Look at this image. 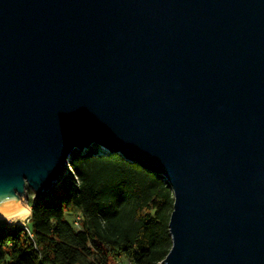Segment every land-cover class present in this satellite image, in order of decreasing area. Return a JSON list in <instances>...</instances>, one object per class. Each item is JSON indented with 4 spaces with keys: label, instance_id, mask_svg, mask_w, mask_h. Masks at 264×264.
I'll return each mask as SVG.
<instances>
[{
    "label": "water",
    "instance_id": "1",
    "mask_svg": "<svg viewBox=\"0 0 264 264\" xmlns=\"http://www.w3.org/2000/svg\"><path fill=\"white\" fill-rule=\"evenodd\" d=\"M92 144L171 187L160 264H264V0H0V183Z\"/></svg>",
    "mask_w": 264,
    "mask_h": 264
},
{
    "label": "trees",
    "instance_id": "2",
    "mask_svg": "<svg viewBox=\"0 0 264 264\" xmlns=\"http://www.w3.org/2000/svg\"><path fill=\"white\" fill-rule=\"evenodd\" d=\"M28 194L24 225L0 223V264H159L171 247L168 182L99 145L71 152L51 195Z\"/></svg>",
    "mask_w": 264,
    "mask_h": 264
},
{
    "label": "clouds",
    "instance_id": "3",
    "mask_svg": "<svg viewBox=\"0 0 264 264\" xmlns=\"http://www.w3.org/2000/svg\"><path fill=\"white\" fill-rule=\"evenodd\" d=\"M25 185L35 193L27 178L0 183V218L4 221L14 223L31 216L32 207L24 195Z\"/></svg>",
    "mask_w": 264,
    "mask_h": 264
},
{
    "label": "rangeland",
    "instance_id": "4",
    "mask_svg": "<svg viewBox=\"0 0 264 264\" xmlns=\"http://www.w3.org/2000/svg\"><path fill=\"white\" fill-rule=\"evenodd\" d=\"M102 149V148H101ZM103 150V149H102ZM29 191V190H28ZM29 195V194H28ZM28 219V218H27ZM27 219H23V220H20V221H18V222H20L19 224H21V225H24V223L27 221ZM65 220L67 221V222H69V223H73L74 222V220H75V215H74V213L73 212H66V214H65ZM18 222H14V223H18ZM0 223H7V224H11V223H9V222H6V221H4L3 219H0ZM120 264H127V262H125V261H120Z\"/></svg>",
    "mask_w": 264,
    "mask_h": 264
},
{
    "label": "bare ground",
    "instance_id": "5",
    "mask_svg": "<svg viewBox=\"0 0 264 264\" xmlns=\"http://www.w3.org/2000/svg\"><path fill=\"white\" fill-rule=\"evenodd\" d=\"M0 219H2V218H0ZM18 223H20V222H18Z\"/></svg>",
    "mask_w": 264,
    "mask_h": 264
},
{
    "label": "built area",
    "instance_id": "6",
    "mask_svg": "<svg viewBox=\"0 0 264 264\" xmlns=\"http://www.w3.org/2000/svg\"><path fill=\"white\" fill-rule=\"evenodd\" d=\"M127 264H129V263H127ZM160 264V263H159Z\"/></svg>",
    "mask_w": 264,
    "mask_h": 264
}]
</instances>
